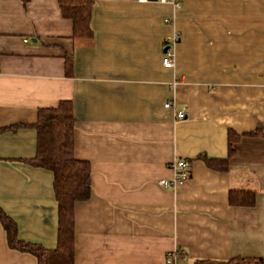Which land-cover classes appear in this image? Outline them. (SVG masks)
<instances>
[{"label": "crops", "instance_id": "0c3cea01", "mask_svg": "<svg viewBox=\"0 0 264 264\" xmlns=\"http://www.w3.org/2000/svg\"><path fill=\"white\" fill-rule=\"evenodd\" d=\"M89 1L91 35L73 38L57 0H0V210L16 237L55 247L52 174L28 162L31 126L69 101L72 153L90 170L72 211L74 264H166L178 247L185 264L264 262V0ZM173 160L189 174L164 187ZM230 192L253 202L229 204ZM0 264H36L1 225Z\"/></svg>", "mask_w": 264, "mask_h": 264}, {"label": "trees", "instance_id": "16d2710c", "mask_svg": "<svg viewBox=\"0 0 264 264\" xmlns=\"http://www.w3.org/2000/svg\"><path fill=\"white\" fill-rule=\"evenodd\" d=\"M62 17L71 21L72 37L87 38L89 28V0H57ZM71 73V57L64 54V74ZM73 113L69 101H59L55 107L37 111L32 128L35 132V152L28 162L52 174V192L56 204V244L54 248L24 242L16 237L14 222L0 210L6 244L10 249L25 252L35 258L36 264H74L72 211L75 203L85 200L90 194L89 164L76 159L72 153ZM234 135L228 134L229 143ZM215 161L206 160L209 167L223 169ZM249 192H230L228 203L252 204ZM192 264H264L263 260L233 258L226 261L199 259Z\"/></svg>", "mask_w": 264, "mask_h": 264}, {"label": "built area", "instance_id": "2783aa9c", "mask_svg": "<svg viewBox=\"0 0 264 264\" xmlns=\"http://www.w3.org/2000/svg\"><path fill=\"white\" fill-rule=\"evenodd\" d=\"M135 2H146V1H151V0H133ZM157 2L160 3H169L171 4L174 8L179 7L180 4V0H155ZM176 40V35H172L169 36L165 39L164 42H166V45L168 46V48L166 49L165 52L162 53V57H161V66L164 68H170L173 66V58H172V54L169 50L170 45ZM23 41H26V39H24ZM164 46V44H163ZM171 102L167 101L163 103L164 107H168L170 106ZM184 116V112L183 110H178L175 113V117L176 118H182ZM172 171H173V178L170 180L167 179H160L158 182L160 185L167 187V186H174L176 184H180L182 182H184L189 174V167H188V163L184 160H173L169 163L168 165ZM185 253L184 250L182 248H174L171 250H168L165 253V261L166 264H185L184 262H182V258H184Z\"/></svg>", "mask_w": 264, "mask_h": 264}, {"label": "water", "instance_id": "95a60500", "mask_svg": "<svg viewBox=\"0 0 264 264\" xmlns=\"http://www.w3.org/2000/svg\"><path fill=\"white\" fill-rule=\"evenodd\" d=\"M166 49H167V47H166V46L162 47V52H165V51H166Z\"/></svg>", "mask_w": 264, "mask_h": 264}, {"label": "rangeland", "instance_id": "374dc122", "mask_svg": "<svg viewBox=\"0 0 264 264\" xmlns=\"http://www.w3.org/2000/svg\"><path fill=\"white\" fill-rule=\"evenodd\" d=\"M163 44H164V46H166L168 48V46L166 45V42L163 41ZM164 46L162 45V47H164Z\"/></svg>", "mask_w": 264, "mask_h": 264}]
</instances>
